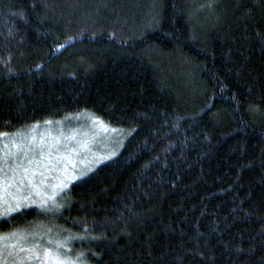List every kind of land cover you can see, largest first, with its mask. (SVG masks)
I'll return each instance as SVG.
<instances>
[{
    "label": "trees",
    "instance_id": "1",
    "mask_svg": "<svg viewBox=\"0 0 264 264\" xmlns=\"http://www.w3.org/2000/svg\"><path fill=\"white\" fill-rule=\"evenodd\" d=\"M82 114L114 155L0 211L35 264H264V0H0V138Z\"/></svg>",
    "mask_w": 264,
    "mask_h": 264
},
{
    "label": "rangeland",
    "instance_id": "2",
    "mask_svg": "<svg viewBox=\"0 0 264 264\" xmlns=\"http://www.w3.org/2000/svg\"><path fill=\"white\" fill-rule=\"evenodd\" d=\"M68 118L0 138V211L7 210L2 214H9V208L55 206L70 183L111 158L120 146L115 129L102 120L87 114ZM40 237L34 231L0 234V264H35ZM39 257L36 264L67 260L55 253Z\"/></svg>",
    "mask_w": 264,
    "mask_h": 264
},
{
    "label": "snow or ice",
    "instance_id": "3",
    "mask_svg": "<svg viewBox=\"0 0 264 264\" xmlns=\"http://www.w3.org/2000/svg\"><path fill=\"white\" fill-rule=\"evenodd\" d=\"M35 7V5H34ZM163 24V15L162 13H158L157 15L152 17V26L153 27H158V26H162ZM61 47H63V45H61ZM27 171V170H25ZM9 213H11L12 209H8ZM10 215L9 216H4V217H0V222H7L10 219ZM77 239H83L82 237H77ZM60 247H62L63 245H59ZM83 256V254H80V256L77 257V259L79 260L81 257ZM60 264H74V262L71 259L65 260V261H61Z\"/></svg>",
    "mask_w": 264,
    "mask_h": 264
}]
</instances>
